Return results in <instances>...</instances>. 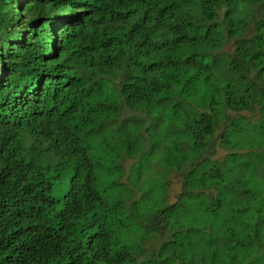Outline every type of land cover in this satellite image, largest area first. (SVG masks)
I'll return each mask as SVG.
<instances>
[{"label":"trees","instance_id":"16d2710c","mask_svg":"<svg viewBox=\"0 0 264 264\" xmlns=\"http://www.w3.org/2000/svg\"><path fill=\"white\" fill-rule=\"evenodd\" d=\"M0 264H264V0H0Z\"/></svg>","mask_w":264,"mask_h":264},{"label":"clouds","instance_id":"9594fccd","mask_svg":"<svg viewBox=\"0 0 264 264\" xmlns=\"http://www.w3.org/2000/svg\"><path fill=\"white\" fill-rule=\"evenodd\" d=\"M224 149L220 146L217 147V152L215 153L216 155H220L221 152ZM199 157H201L200 155H198ZM197 156V158H198ZM212 157H215L212 155ZM215 160V159H214ZM217 161V160H215ZM163 175H165L161 180H163V182H160L159 184H163V188H164V192H163V196H161L159 199H157V195H154L152 197H150L149 199H154L153 202H155V204L157 205V209L159 210L161 208H165L167 207V205L175 203V202H184L185 198H187L186 194L191 193V189L189 187H187L184 182L182 183L181 181V177L182 174L179 170H170L167 173H164ZM125 180L127 183V186L130 188L131 191V197H137V195L140 194V192H148L151 191L149 189H147V187H145L144 189H141V191H137V189H135V187H137V185L133 182L127 181L124 176L121 177V180ZM152 179V178H151ZM157 180L156 178H153L152 181ZM157 183V182H156ZM158 184V183H157ZM148 199V198H147ZM155 210V211H156ZM154 212V211H152ZM152 212H148L147 216L141 218V223L140 224H144L147 223L151 218L155 219L156 217H158V215L153 214ZM155 215V216H148V215Z\"/></svg>","mask_w":264,"mask_h":264}]
</instances>
